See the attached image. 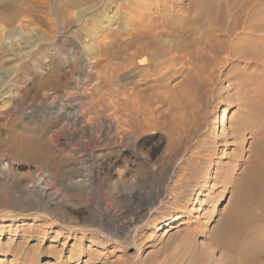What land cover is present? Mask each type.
Returning <instances> with one entry per match:
<instances>
[{"label":"rangeland","instance_id":"rangeland-1","mask_svg":"<svg viewBox=\"0 0 264 264\" xmlns=\"http://www.w3.org/2000/svg\"><path fill=\"white\" fill-rule=\"evenodd\" d=\"M124 1L0 0V264H117L119 260L129 264H238L214 244L211 234L222 218L236 209L250 216L260 214L257 207L242 199L237 182L255 139L248 130L243 131L232 143H217L211 154L210 143L194 147L197 136L194 138L191 131L188 136L183 133L175 147L168 138V129L176 124L187 129L189 119L203 113L207 118L201 120L202 126H212L218 135L228 132L230 114L232 121L241 115L234 100L235 87L221 80L214 96V86L206 92L200 77L198 80L195 72L191 74L180 65L161 82L152 77L142 79V68L125 80L120 70L119 38L126 20L119 15L122 8L117 7ZM144 1L152 2V9L160 3L172 4L167 0ZM109 32H114L116 42L111 59L103 47ZM186 73L195 76V86L186 85ZM124 87L129 90L130 102L138 106L137 113L131 110V103L128 107L137 131H130L127 140L120 121L125 112ZM256 92L264 95V87ZM259 95L251 99L257 110V126L264 113ZM66 97L80 102L82 116L77 125L65 119L53 127L43 114L53 100ZM171 99L175 100L173 107ZM227 105L231 112L221 119ZM199 111L202 113L197 114ZM62 123L70 131H79L75 140L68 138L72 140H67L68 145L92 143L94 139L105 142L102 144L107 149L93 166L82 165L72 152H55L50 136ZM26 140L34 141L32 149ZM14 144L21 145V154L14 152ZM196 154L203 159L196 161L193 171L192 179L199 184H183L180 166L189 168ZM38 172L53 184L49 196L31 187L30 181L37 179ZM142 183L154 197L147 217L133 223L121 242L95 236L92 229L124 215L123 194ZM173 216L179 219L158 229ZM261 232L264 240V226ZM226 237L229 235L224 240ZM254 264H264V257Z\"/></svg>","mask_w":264,"mask_h":264},{"label":"bare ground","instance_id":"bare-ground-1","mask_svg":"<svg viewBox=\"0 0 264 264\" xmlns=\"http://www.w3.org/2000/svg\"><path fill=\"white\" fill-rule=\"evenodd\" d=\"M107 1L109 3L113 2V0ZM167 1L172 4L169 3L170 5H166V2L160 3L159 6L154 9L151 7L153 6L152 2L144 0H125L120 6H117L118 9L122 8L121 13H119L120 11L118 12L119 15L123 14L126 20L123 24V29H121L122 31L119 38L122 61L120 70L125 80L129 79L130 76L136 75L135 72H138L137 70L142 68L144 69V71L142 70V79L152 77L155 82H161L168 72L178 71L176 68L177 65L181 67L186 66L187 70L190 69L188 72H195L196 74L194 75L196 78L200 77L201 81L199 82L206 85L205 91L206 89L210 90L214 86V89H212L214 96L217 94L216 84L219 83V81L225 79L234 85L237 93L234 100L238 103V107L240 108L239 113L241 112V115L237 114V119L232 121L231 117L233 118V115L230 114L228 132L225 131L218 135L213 131L214 129L212 126L208 124L207 126H202L201 120L207 118V114L203 113L199 118L195 116L191 118L189 116L191 119L188 121L189 126L187 129H183L182 125L181 130V127H179L181 125L178 126V124H176V126H173V124V127L169 126L171 128L170 130L168 129V138L170 139L171 146L175 147V143L180 140L179 138L185 135L188 136V133L191 131V135L194 134V138L197 136L194 147L201 148L203 147L202 143H210L212 145L211 148L209 147L211 154L217 143H232L236 141L237 137L241 135L243 131L248 130L249 135L255 139H253L254 141L252 142V153L244 162V170L237 182L241 195L243 196L242 199H246L251 207H257L260 214L258 217L250 216L251 214L247 215L245 211L236 209L233 211L234 213L222 218L219 228L214 229L211 234L214 244H217V246L219 245L230 253L231 260L236 258L238 264H254L257 260L264 257V240L261 234L262 226H264V113L259 126H257L258 124L255 125L254 121L258 118L256 116L257 110L252 107L251 101L253 96L259 95V93H255V91L260 87H264V77L262 76L264 74V0H187L185 3H183L185 0ZM176 3L179 4L178 7L175 8L173 4ZM61 6H65V4H61ZM69 7H71V5ZM26 15L30 16L31 12L27 10ZM70 24L72 23L70 22ZM111 32L107 35L109 40L106 41L105 46H103L108 59L113 58L115 54L112 52V47L116 42L114 43V32ZM110 64L111 63L108 65ZM143 66H146V68ZM111 71L113 70L109 69L110 73ZM187 74L188 73L185 74L186 77L184 76V79L188 81L186 85L188 86L190 83L193 87V78L195 76L191 77L187 76ZM83 79L84 78H82V80ZM138 80L139 82L142 81L140 78ZM123 85L125 84L123 83ZM134 85L135 83L133 86ZM192 87L190 91H193ZM121 93L123 111L125 112L120 121L123 126L125 139L127 140L131 133L130 131L136 132L137 127L134 123L135 121L132 122L129 119L128 107H130L131 95H129L128 88L124 87ZM194 96L196 97L197 95ZM259 98L264 105V95H259ZM174 101V99L170 100L171 107H173ZM133 102L131 103V110H136L137 113L138 109L136 108L137 105H135L136 102ZM79 104L80 102L78 103V101L72 97H66L64 100H53L48 111L43 114V117L47 120L46 122L53 127L59 123V120L65 119L72 120L70 122L74 125L82 116L84 110ZM197 105H199V103ZM195 107L198 109V106ZM186 108H188V106ZM194 110L195 109H193V111ZM230 112L231 108L227 105L220 118L222 119L224 115L226 116V113L229 114ZM198 113L200 114L202 112L199 111L197 114ZM134 115L136 114L134 113ZM216 117L217 115L215 118ZM182 118H185V116ZM214 122H216V119ZM64 123L57 128L58 130L52 129L53 132L50 136L52 141H50L53 144L55 152H61L62 150L70 153L72 152L73 155L78 156L79 162H81L82 165L93 166L95 159L101 156L107 149L106 145L102 144L105 142L94 139L95 141L92 143L68 145V138L72 137L75 140L79 137V131H70L68 127H65ZM156 126H160V124L156 123ZM26 145H29L30 149H32L34 141H27ZM13 149L17 154L23 152L19 144H14ZM198 155L196 154L193 156L189 168L180 166L179 170L182 172L181 180L183 184H186V182L193 185L199 184L197 179H192L193 176H195V172L193 173V171L196 170L195 163L199 159H202L201 157L199 158ZM4 164L6 165L7 162ZM42 173L43 172H38L37 179L30 181L31 185H33L31 187L41 195L49 196V191H53V184L48 183L49 181L46 180V175ZM84 176L85 175L82 174L81 177L83 178ZM53 196L57 197V192L54 193ZM153 198V194L149 192L146 183L138 184L137 187L123 194V199L126 201V208L123 211L124 215L122 217H115L114 220H112L113 222H111V220L110 222H102L98 228L92 229V233L95 236H102L104 240L117 239V241L120 240L121 242V236L132 227L133 223L142 221L147 215L150 204L153 205ZM239 212H243V214L240 215ZM178 219L177 216H173L170 220L162 222L158 229H163L175 223ZM228 235L229 238L226 237L228 239L224 240V237ZM130 243L133 245L135 244L134 240H131ZM234 247L238 250H234L233 252L231 250H233ZM82 261L86 263V260ZM129 263L126 260L117 261V264Z\"/></svg>","mask_w":264,"mask_h":264}]
</instances>
